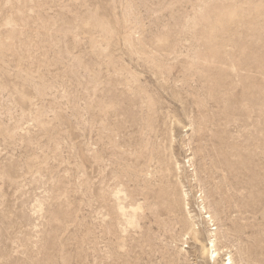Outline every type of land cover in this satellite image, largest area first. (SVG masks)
<instances>
[{
	"label": "rangeland",
	"instance_id": "obj_1",
	"mask_svg": "<svg viewBox=\"0 0 264 264\" xmlns=\"http://www.w3.org/2000/svg\"><path fill=\"white\" fill-rule=\"evenodd\" d=\"M230 255L264 264V0H0V264Z\"/></svg>",
	"mask_w": 264,
	"mask_h": 264
},
{
	"label": "bare ground",
	"instance_id": "obj_2",
	"mask_svg": "<svg viewBox=\"0 0 264 264\" xmlns=\"http://www.w3.org/2000/svg\"><path fill=\"white\" fill-rule=\"evenodd\" d=\"M211 217V216H210ZM212 233V232H211ZM210 233V234H211ZM213 234V233H212ZM203 250H204V254H206L207 252H209L212 256L213 253H215V257L218 256V254L220 252H217V248H216V244H215V239H210V242L208 244V247H206L205 245H203ZM212 248H214L212 250ZM209 254V255H210ZM224 264H233V260H232V256L230 255L229 257L227 256L225 259H224Z\"/></svg>",
	"mask_w": 264,
	"mask_h": 264
},
{
	"label": "built area",
	"instance_id": "obj_3",
	"mask_svg": "<svg viewBox=\"0 0 264 264\" xmlns=\"http://www.w3.org/2000/svg\"><path fill=\"white\" fill-rule=\"evenodd\" d=\"M204 212H206L204 217H205V220H206L208 226L210 227V230L216 231L217 230V228H216L217 226L215 225V221L213 219H210V217H208V215L210 213H207V211H204Z\"/></svg>",
	"mask_w": 264,
	"mask_h": 264
}]
</instances>
